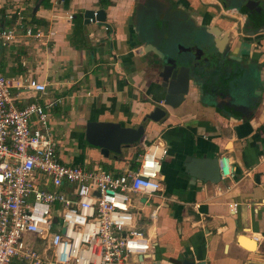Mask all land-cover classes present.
I'll return each mask as SVG.
<instances>
[{
  "label": "crops",
  "instance_id": "1",
  "mask_svg": "<svg viewBox=\"0 0 264 264\" xmlns=\"http://www.w3.org/2000/svg\"><path fill=\"white\" fill-rule=\"evenodd\" d=\"M226 8L221 0H0V31L23 27L6 46L0 41L1 71L45 86L43 94L19 89L11 95L17 107H45L63 142L59 162L99 165L116 175L135 168L141 144L158 140L166 149L161 192L132 197L134 223L146 232L150 251L128 264H264V30L245 32ZM90 10H102L104 21L85 24L82 14ZM213 27L228 36L222 79L208 76L206 61L195 63L199 49L221 57ZM26 28L42 37H25ZM146 41L190 60L197 72L189 74L180 105L158 123L143 118L162 104L159 61L150 52L132 54ZM87 122L144 132L120 156L105 158L85 146ZM218 158L227 162V176L203 179Z\"/></svg>",
  "mask_w": 264,
  "mask_h": 264
},
{
  "label": "built area",
  "instance_id": "2",
  "mask_svg": "<svg viewBox=\"0 0 264 264\" xmlns=\"http://www.w3.org/2000/svg\"><path fill=\"white\" fill-rule=\"evenodd\" d=\"M88 22L98 23L95 13ZM21 28L1 30V45ZM23 34L42 37L29 28ZM19 89L43 94L45 86L7 78L0 68V264H128L148 253L150 241L134 223L132 197L161 192L164 145L141 144L135 168L116 175L99 165H65L57 158L45 107H17L11 93ZM222 161L219 177L228 174ZM236 206L228 204L230 214ZM147 218L152 222L156 212Z\"/></svg>",
  "mask_w": 264,
  "mask_h": 264
},
{
  "label": "water",
  "instance_id": "3",
  "mask_svg": "<svg viewBox=\"0 0 264 264\" xmlns=\"http://www.w3.org/2000/svg\"><path fill=\"white\" fill-rule=\"evenodd\" d=\"M261 6L264 11V3ZM93 13H95V20L101 24L104 21V12L102 10L84 11L82 14L84 23H88V19L92 18ZM210 33L213 35L214 48L221 54V57H225L228 53V47L226 46L228 41L227 34L219 35V32L214 27ZM155 45V41H146L142 47H136L132 54L140 57L150 52L159 61L160 68L157 78L159 79L158 86L163 90L162 104L154 106L143 118V120L158 123L166 116L168 108L175 109L180 105L184 95L187 93L189 74L192 72L197 75V72L195 71V65L190 60L160 52ZM197 59L195 58V60ZM143 132L142 126L126 128L116 123L87 122L84 127L83 141L86 147L98 150L103 157L106 158L108 155H113L116 158L120 156L122 148L138 143L143 136ZM211 162L213 163V172H210L209 176L201 175L207 181H218V163L222 162V159H214ZM222 168L224 169V166ZM195 178L199 179L198 177ZM195 264L205 263L200 261Z\"/></svg>",
  "mask_w": 264,
  "mask_h": 264
},
{
  "label": "flooded vegetation",
  "instance_id": "4",
  "mask_svg": "<svg viewBox=\"0 0 264 264\" xmlns=\"http://www.w3.org/2000/svg\"><path fill=\"white\" fill-rule=\"evenodd\" d=\"M221 2L223 3L224 8H226L228 3H232L231 5L234 4L233 0H221ZM263 3L264 0H237V3H235L234 6L226 9L233 13V17L237 16L241 19V28L248 33L264 30V11L261 6ZM192 53V56L195 55L194 52ZM203 56V51L199 49V58L195 60V63L199 65L203 64L206 61L205 59H202ZM208 64H210L209 60Z\"/></svg>",
  "mask_w": 264,
  "mask_h": 264
},
{
  "label": "trees",
  "instance_id": "5",
  "mask_svg": "<svg viewBox=\"0 0 264 264\" xmlns=\"http://www.w3.org/2000/svg\"><path fill=\"white\" fill-rule=\"evenodd\" d=\"M148 8V7H147ZM155 24V22L153 23ZM162 24H163V21H162ZM164 26V24L162 25ZM203 58L202 59H205L207 64H208V60H209V63L208 64L209 66H212L211 70H209V75L208 76H216L218 79H222V66H223V63L225 62V58L223 57H213L211 56L210 54H208V52H203ZM217 74H219L220 77L217 76ZM209 78V77H208ZM208 78H206V81L208 80ZM203 88L204 89H207L205 86L206 84H202Z\"/></svg>",
  "mask_w": 264,
  "mask_h": 264
},
{
  "label": "rangeland",
  "instance_id": "6",
  "mask_svg": "<svg viewBox=\"0 0 264 264\" xmlns=\"http://www.w3.org/2000/svg\"><path fill=\"white\" fill-rule=\"evenodd\" d=\"M238 1H239V0H238ZM51 135H52V138H53L54 142L56 143V154H57V151H58L59 149L62 148V146H63V142H62V141H58V140L55 138V136L53 135L52 132H51Z\"/></svg>",
  "mask_w": 264,
  "mask_h": 264
},
{
  "label": "bare ground",
  "instance_id": "7",
  "mask_svg": "<svg viewBox=\"0 0 264 264\" xmlns=\"http://www.w3.org/2000/svg\"><path fill=\"white\" fill-rule=\"evenodd\" d=\"M241 242H242L243 244L246 243L248 248H251V247H252V245H251L250 242L247 243L245 240H241Z\"/></svg>",
  "mask_w": 264,
  "mask_h": 264
}]
</instances>
